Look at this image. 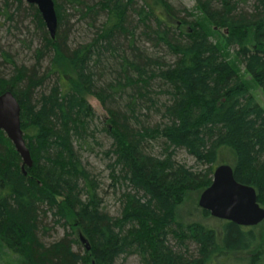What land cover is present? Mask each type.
Segmentation results:
<instances>
[{"label":"trees","instance_id":"obj_1","mask_svg":"<svg viewBox=\"0 0 264 264\" xmlns=\"http://www.w3.org/2000/svg\"><path fill=\"white\" fill-rule=\"evenodd\" d=\"M53 1L54 38L37 8L28 6L42 37L33 66L1 52L11 75L0 77V93L10 90L20 104L33 164L22 171L20 156L0 130V264H115L124 253L136 254L142 264H225L231 253L254 247L258 236L250 226L220 219L218 235L203 223L177 220L186 190L200 194L214 168L194 172L173 157L183 148L205 165L221 147L230 149L235 179L254 187L264 206V108L252 90L254 85L264 94V0H254L250 12L240 10L249 0H195V12L170 0H68L81 7L91 27L103 17L93 37L74 48L61 30L62 7ZM11 2L19 9L23 0ZM140 42L174 60L151 57ZM88 95L104 106L115 95L126 101L106 107L103 129L112 140L106 151L113 159L111 177L123 190L117 217L101 210L97 181L75 149V143L83 147L95 139ZM160 95L168 96L159 103L165 120L143 124L140 112L156 109ZM150 142L160 145L163 157L146 151ZM48 212L69 229L45 245L40 219ZM80 237L89 246L82 244V253L72 249ZM187 242L195 245V255L187 252ZM262 250L245 264H264Z\"/></svg>","mask_w":264,"mask_h":264},{"label":"rangeland","instance_id":"obj_2","mask_svg":"<svg viewBox=\"0 0 264 264\" xmlns=\"http://www.w3.org/2000/svg\"><path fill=\"white\" fill-rule=\"evenodd\" d=\"M56 3L61 5L62 13L64 15V26L61 30H65L68 34V45L71 48L76 47L79 44L89 41L98 23L102 20V16L97 19V22L93 27L87 25L89 20L82 19V13L79 6L72 5L68 0H55ZM254 0H249L246 4L240 5V10L250 12ZM175 8L195 12L196 2L195 0H170ZM29 4L24 0L22 4L16 8V5L11 0H0V77L8 79L11 75V65L4 61L1 52L5 51L18 65H25L31 67L35 64L34 50L40 47L42 37L40 31L37 29L33 20V12L28 8ZM11 17H9V16ZM184 14H181L182 17ZM46 30V28H45ZM47 31V30H46ZM145 51L151 57H159L162 61L172 62L173 57L165 54L164 50L154 48L149 43H141ZM49 56L42 61L41 72H44L45 67L48 65ZM236 69L242 78L247 79L248 73L245 71L242 64L235 62ZM54 79L51 78L45 85L46 93L49 92ZM253 94L258 101L259 105L264 108V94L254 85H252ZM113 96L107 101L106 106L102 105L98 98L93 95L87 96V101L92 107L94 117L92 120V128H95V139L89 140L88 144L80 147L78 143H75V149L77 150L81 162L86 170L96 179L98 184V196L101 200L100 208L103 212L111 217H117L121 211V195L122 188L111 177V169L109 165L113 159L111 155H106V151L111 147L112 140L108 137L103 130L106 126L105 121L107 118L106 107L114 108V106H124L125 97L121 98ZM167 95H160L158 101V107L144 108L140 112L139 120L145 125L153 126L157 123L163 122L165 118L162 116V109L159 103L167 102ZM146 151L151 155L157 157H163L162 149L156 142H150L146 148ZM174 161L178 164H183L191 171L198 172L205 170L210 165L215 168L220 164H228L234 168V155L230 149L221 147L218 149L215 161L212 164H199L196 159L190 155L185 149H177L175 151ZM125 191V190H124ZM199 192L194 188L186 190L183 195V200L180 204H177L176 218L178 221L186 222H200L207 226H210L218 231L220 235L221 221L211 215L205 216L202 213V209L198 205ZM264 207V206H263ZM41 224L43 228L39 231V238L45 244L49 245L55 241L60 240L65 232L68 231V227H64L61 223L55 222V218L51 213H47L45 217H42ZM45 228V230H44ZM68 228V229H67ZM254 229L258 236V241L254 247L249 250L231 253L229 258H224L225 264H245V260L253 253H257L260 249H263L259 253L260 260L264 263V220L259 224L251 227ZM174 250H177V246L172 238L167 241ZM83 242L80 245L74 244L72 249L75 252L82 253ZM196 247L193 243L187 242V252L191 255H195ZM115 264H142L139 257L134 253H124L116 258Z\"/></svg>","mask_w":264,"mask_h":264},{"label":"water","instance_id":"obj_3","mask_svg":"<svg viewBox=\"0 0 264 264\" xmlns=\"http://www.w3.org/2000/svg\"><path fill=\"white\" fill-rule=\"evenodd\" d=\"M33 4L44 22L51 38L57 31V15L53 0H24ZM20 104L10 90L0 93V130L6 135L21 158V168L33 164L26 146L20 120ZM198 205L215 218L233 222L240 226H255L264 220V207L257 201L254 187L238 182L234 170L228 164L214 168L210 185L199 195ZM81 242L89 246L83 237Z\"/></svg>","mask_w":264,"mask_h":264},{"label":"bare ground","instance_id":"obj_4","mask_svg":"<svg viewBox=\"0 0 264 264\" xmlns=\"http://www.w3.org/2000/svg\"><path fill=\"white\" fill-rule=\"evenodd\" d=\"M33 5V4H32ZM35 6V5H34ZM36 7V6H35ZM37 8V7H36ZM38 11V10H37ZM42 19V18H41ZM43 21V20H42ZM44 23V22H43ZM214 171V170H213ZM213 174V173H212ZM212 180V179H211Z\"/></svg>","mask_w":264,"mask_h":264},{"label":"flooded vegetation","instance_id":"obj_5","mask_svg":"<svg viewBox=\"0 0 264 264\" xmlns=\"http://www.w3.org/2000/svg\"><path fill=\"white\" fill-rule=\"evenodd\" d=\"M233 170H234V168H233Z\"/></svg>","mask_w":264,"mask_h":264}]
</instances>
